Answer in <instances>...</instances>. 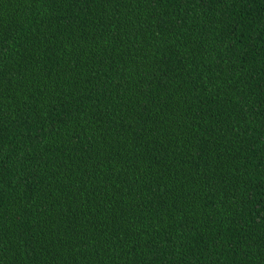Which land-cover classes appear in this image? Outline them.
<instances>
[{"label": "trees", "instance_id": "1", "mask_svg": "<svg viewBox=\"0 0 264 264\" xmlns=\"http://www.w3.org/2000/svg\"><path fill=\"white\" fill-rule=\"evenodd\" d=\"M0 264H264V0H0Z\"/></svg>", "mask_w": 264, "mask_h": 264}]
</instances>
